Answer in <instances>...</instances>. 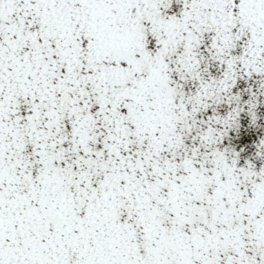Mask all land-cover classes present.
<instances>
[{
  "label": "snow or ice",
  "instance_id": "obj_1",
  "mask_svg": "<svg viewBox=\"0 0 264 264\" xmlns=\"http://www.w3.org/2000/svg\"><path fill=\"white\" fill-rule=\"evenodd\" d=\"M0 264H264V0H0Z\"/></svg>",
  "mask_w": 264,
  "mask_h": 264
}]
</instances>
